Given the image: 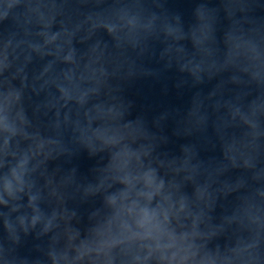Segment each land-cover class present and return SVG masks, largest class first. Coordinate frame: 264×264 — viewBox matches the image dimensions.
Wrapping results in <instances>:
<instances>
[{
    "label": "clouds",
    "instance_id": "obj_1",
    "mask_svg": "<svg viewBox=\"0 0 264 264\" xmlns=\"http://www.w3.org/2000/svg\"><path fill=\"white\" fill-rule=\"evenodd\" d=\"M168 2L0 0V264H264V5ZM173 71L198 116L149 118L128 87Z\"/></svg>",
    "mask_w": 264,
    "mask_h": 264
}]
</instances>
